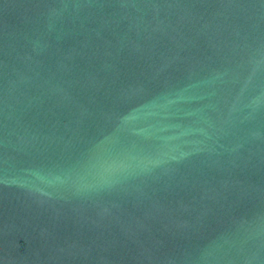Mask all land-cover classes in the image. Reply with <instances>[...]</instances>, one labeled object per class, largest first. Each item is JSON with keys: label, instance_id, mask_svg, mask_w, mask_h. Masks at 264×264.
<instances>
[{"label": "water", "instance_id": "1", "mask_svg": "<svg viewBox=\"0 0 264 264\" xmlns=\"http://www.w3.org/2000/svg\"><path fill=\"white\" fill-rule=\"evenodd\" d=\"M0 264H264V0H0Z\"/></svg>", "mask_w": 264, "mask_h": 264}]
</instances>
